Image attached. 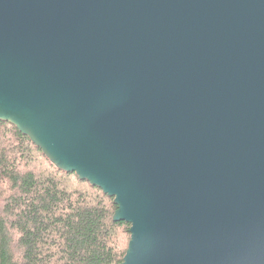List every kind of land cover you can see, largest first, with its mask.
Returning <instances> with one entry per match:
<instances>
[{
  "label": "water",
  "instance_id": "water-1",
  "mask_svg": "<svg viewBox=\"0 0 264 264\" xmlns=\"http://www.w3.org/2000/svg\"><path fill=\"white\" fill-rule=\"evenodd\" d=\"M0 121L113 197L120 264H264V0H0Z\"/></svg>",
  "mask_w": 264,
  "mask_h": 264
},
{
  "label": "trees",
  "instance_id": "trees-1",
  "mask_svg": "<svg viewBox=\"0 0 264 264\" xmlns=\"http://www.w3.org/2000/svg\"><path fill=\"white\" fill-rule=\"evenodd\" d=\"M100 187L58 170L0 121V264H120L130 224Z\"/></svg>",
  "mask_w": 264,
  "mask_h": 264
},
{
  "label": "rangeland",
  "instance_id": "rangeland-1",
  "mask_svg": "<svg viewBox=\"0 0 264 264\" xmlns=\"http://www.w3.org/2000/svg\"><path fill=\"white\" fill-rule=\"evenodd\" d=\"M130 237H131V234H130Z\"/></svg>",
  "mask_w": 264,
  "mask_h": 264
}]
</instances>
